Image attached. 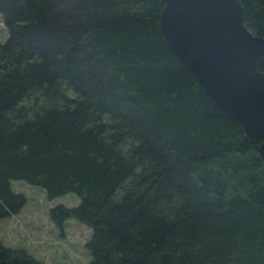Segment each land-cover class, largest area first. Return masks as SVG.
<instances>
[{"label":"trees","instance_id":"1","mask_svg":"<svg viewBox=\"0 0 264 264\" xmlns=\"http://www.w3.org/2000/svg\"><path fill=\"white\" fill-rule=\"evenodd\" d=\"M264 42V0H239ZM159 0H0V219L39 186L85 264H264L258 139L209 98L158 25ZM264 72V51L255 61ZM0 264H42L0 241Z\"/></svg>","mask_w":264,"mask_h":264},{"label":"water","instance_id":"2","mask_svg":"<svg viewBox=\"0 0 264 264\" xmlns=\"http://www.w3.org/2000/svg\"><path fill=\"white\" fill-rule=\"evenodd\" d=\"M158 25L203 92L258 139L264 158V42L243 24L239 0H159Z\"/></svg>","mask_w":264,"mask_h":264},{"label":"rangeland","instance_id":"3","mask_svg":"<svg viewBox=\"0 0 264 264\" xmlns=\"http://www.w3.org/2000/svg\"><path fill=\"white\" fill-rule=\"evenodd\" d=\"M6 29L0 19V41ZM10 188L25 197L22 207L0 219V241L3 245L22 249L42 264H85L89 259L84 246L89 238L87 226L69 218L58 228L49 218V209L62 205L76 206L79 198L72 192L47 198L39 186L23 180H10Z\"/></svg>","mask_w":264,"mask_h":264}]
</instances>
